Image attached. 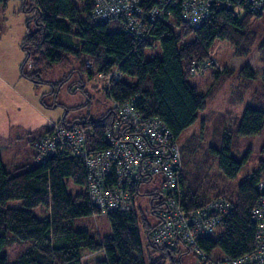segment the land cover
Listing matches in <instances>:
<instances>
[{
    "label": "trees",
    "instance_id": "16d2710c",
    "mask_svg": "<svg viewBox=\"0 0 264 264\" xmlns=\"http://www.w3.org/2000/svg\"><path fill=\"white\" fill-rule=\"evenodd\" d=\"M30 3L28 11L32 15L26 21L21 47L32 72L30 75L21 72L22 75L32 79L42 70L57 65H78L92 75L83 67L86 57L93 59L97 72L108 73L118 68L122 77L106 82V95L118 103L133 99L137 110L162 120L178 141L195 123L198 112L205 109L208 97L189 79L201 65L206 68L214 64L210 58L216 41L228 43L234 56L249 59L257 40L251 18L261 16L264 11V8L253 14L245 11L241 17L234 10L211 6L209 16L200 26L190 28L181 19L179 0H141L145 9L157 6L169 10L171 24L157 20L148 27L151 37L137 41L118 23L93 22L92 0H30ZM156 41L161 57L146 60L145 48ZM257 49L258 59L264 62V38ZM230 74L232 70L227 68L220 72L224 79ZM238 76L242 79L241 88L255 78L256 71L248 60L242 63ZM261 80L264 86V72ZM241 88L237 93H241ZM112 118L113 111L94 120L69 124L63 120L57 124L83 128L90 153L106 147L104 134ZM232 124L234 131L223 134L219 148L203 146L202 132L179 141L183 163L181 202L185 209H196L218 196L228 199L233 209L221 223V233L200 239L199 247L207 253L219 248L223 254L237 257L252 246L255 227L250 210L260 197L264 198V189H257L264 181V162L241 182L233 184L231 180L243 160L231 156V140L234 134H258L264 125V110L248 105L240 117L232 118ZM19 168L16 166L14 172L6 170L0 158V264H82L85 252L101 255L94 264H181L180 257L174 255L176 248L150 242L151 229L147 230L145 246L142 245L133 207L104 216L108 232L101 234L86 228L84 218L97 215L86 193L83 158L56 152L44 162L35 161L29 169L18 171ZM66 179L79 186L78 190L69 193ZM12 199H20L22 208L6 207V200ZM37 206L47 209L46 218L33 215L30 209ZM142 225L150 228L145 219ZM25 244V251L9 263L8 249Z\"/></svg>",
    "mask_w": 264,
    "mask_h": 264
},
{
    "label": "rangeland",
    "instance_id": "374dc122",
    "mask_svg": "<svg viewBox=\"0 0 264 264\" xmlns=\"http://www.w3.org/2000/svg\"><path fill=\"white\" fill-rule=\"evenodd\" d=\"M30 5V0L0 2V158L8 171H13L16 166L21 167L18 171H24L35 164L37 154L31 141L47 127L62 123L63 120L67 124L78 120H94L112 111V101L104 89L106 81L97 78L95 69L90 70V75L78 65H57L42 70L39 76L32 79L22 75L21 72L26 75L32 72L30 61L26 60V52L21 47L26 21L32 15L28 11ZM236 12L241 17L245 14L239 8H236ZM251 24L252 29L257 32V40L249 59L234 56L228 43L216 41L211 48L210 58L214 64L206 68L201 65L189 79L208 97L205 109L198 112L195 123L180 135V142L191 134L202 132L203 146L219 148L223 134L235 129L232 124L233 117H240L248 105L264 110V86L261 80L264 62L258 59L260 52L257 49V45L264 38V11L259 17L253 16ZM155 57H161L157 41L144 51L146 60ZM246 60L256 71V76L241 88L242 79L238 76V70ZM225 68L232 70V74L224 79L220 72ZM239 88L241 93H237ZM201 124L204 125L203 128L200 127ZM231 156L243 160L236 177L231 180L233 184H237L256 171L260 162H264V125L253 136L234 134L231 140ZM66 182L69 193L78 190L79 186L69 179ZM162 192L161 178L155 176L152 180L141 183L134 196V210L138 216L143 246L146 244L147 230L153 229L160 221L157 210L165 208L167 195L164 194L160 199L156 197ZM5 205L9 208H22L20 199L6 200ZM30 210L38 218L48 216V211L43 206ZM105 219L103 215L90 216L84 218V223L90 231L103 234L109 230ZM142 219L147 221L150 228L142 225ZM221 231L219 227L215 236ZM26 247L27 244L10 247L8 262H15ZM212 253L216 257L224 255L219 248L213 249ZM174 255L176 258L180 257L181 264H200L196 249H187L182 243L178 244ZM100 256L85 252L81 262L94 264Z\"/></svg>",
    "mask_w": 264,
    "mask_h": 264
},
{
    "label": "built area",
    "instance_id": "2783aa9c",
    "mask_svg": "<svg viewBox=\"0 0 264 264\" xmlns=\"http://www.w3.org/2000/svg\"><path fill=\"white\" fill-rule=\"evenodd\" d=\"M183 22L197 28L209 16L211 6L249 13L264 8V0H179ZM238 13V12H237ZM171 12L157 6L142 7L141 0H92L91 17L95 23H118L137 41L149 39L148 27L157 20L171 24ZM93 59L86 57L83 67L93 69ZM198 68V67H196ZM195 71V69H193ZM122 77L118 68L106 73L97 72L101 80L118 81ZM113 118L105 130L106 147L87 151L84 129L76 125L53 124L33 141L36 162L56 152H65L83 158L86 170V193L96 209V215L126 211L134 208V196L138 186L161 178L162 193L167 195L165 208L158 209L159 223L149 232V240L176 248L182 243L195 248L201 264H264V198L250 210L255 231L251 248L237 257H216L199 247V240L217 231L223 220L231 213L232 203L218 196L196 209H185L181 202V176L183 163L180 142L174 138L167 125L155 116H145L135 108L134 100L111 103ZM264 189V181L257 185ZM159 198V197H158ZM159 198V199H160ZM165 264H173L166 262Z\"/></svg>",
    "mask_w": 264,
    "mask_h": 264
},
{
    "label": "water",
    "instance_id": "95a60500",
    "mask_svg": "<svg viewBox=\"0 0 264 264\" xmlns=\"http://www.w3.org/2000/svg\"><path fill=\"white\" fill-rule=\"evenodd\" d=\"M159 198H160V196H159Z\"/></svg>",
    "mask_w": 264,
    "mask_h": 264
}]
</instances>
